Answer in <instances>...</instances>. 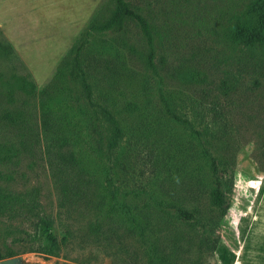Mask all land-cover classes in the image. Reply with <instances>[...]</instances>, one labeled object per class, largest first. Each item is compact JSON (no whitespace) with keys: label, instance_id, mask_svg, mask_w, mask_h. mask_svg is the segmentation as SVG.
<instances>
[{"label":"rangeland","instance_id":"374dc122","mask_svg":"<svg viewBox=\"0 0 264 264\" xmlns=\"http://www.w3.org/2000/svg\"><path fill=\"white\" fill-rule=\"evenodd\" d=\"M125 1L149 35L125 21L80 58L95 103L122 128L109 163L93 149L91 107L64 100V71L110 0H0L1 253L23 264H264V0ZM212 158L234 175L223 217Z\"/></svg>","mask_w":264,"mask_h":264},{"label":"trees","instance_id":"16d2710c","mask_svg":"<svg viewBox=\"0 0 264 264\" xmlns=\"http://www.w3.org/2000/svg\"><path fill=\"white\" fill-rule=\"evenodd\" d=\"M110 7L103 9L98 15L87 25L81 33L77 42L71 48V59L65 65L64 75L68 84L67 92L65 93V102H71L74 107L79 109L81 104L91 107L92 119L96 122L92 124L91 129L95 128L93 139V149L106 161H116L115 150L119 149L120 142L123 138V132L119 121L114 117L112 111L109 109L108 102L98 104L95 103V83L91 80L88 73L85 72L81 65L80 58L85 50L90 38L93 35H105L111 30L122 29L125 21L135 22L141 24L147 35L146 21L130 7L125 0H110ZM111 10V15L107 16L108 11ZM148 66L151 71L157 75L155 65L150 61L148 55ZM161 101L168 113V115L175 120L179 125L191 130L192 126L186 118L178 116L171 103L165 99L164 95L160 94ZM86 102V103H85ZM80 111V110H79ZM210 172L214 180V193L212 195V204L217 209L220 217L226 215L229 208V195L232 190L233 170L230 164L220 162L216 159H210ZM177 218L186 224L197 223V217L192 213L184 210L176 212ZM48 221L45 219L39 220V225L45 229L49 228ZM50 237V234H47ZM209 239L208 235H205ZM213 243V251L218 245V237ZM12 256L10 251L1 253L0 260L7 259Z\"/></svg>","mask_w":264,"mask_h":264},{"label":"water","instance_id":"95a60500","mask_svg":"<svg viewBox=\"0 0 264 264\" xmlns=\"http://www.w3.org/2000/svg\"><path fill=\"white\" fill-rule=\"evenodd\" d=\"M0 264H23V261L20 257H14L0 260Z\"/></svg>","mask_w":264,"mask_h":264}]
</instances>
